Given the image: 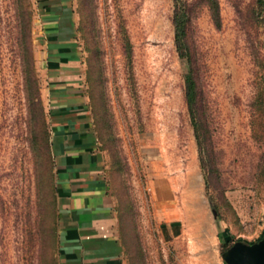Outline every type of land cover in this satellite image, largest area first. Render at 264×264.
<instances>
[{
  "label": "rangeland",
  "instance_id": "1",
  "mask_svg": "<svg viewBox=\"0 0 264 264\" xmlns=\"http://www.w3.org/2000/svg\"><path fill=\"white\" fill-rule=\"evenodd\" d=\"M219 3L220 27L191 25L199 143L173 0H0V264H65L57 160L81 141L123 264H228L264 238V8Z\"/></svg>",
  "mask_w": 264,
  "mask_h": 264
},
{
  "label": "crops",
  "instance_id": "2",
  "mask_svg": "<svg viewBox=\"0 0 264 264\" xmlns=\"http://www.w3.org/2000/svg\"><path fill=\"white\" fill-rule=\"evenodd\" d=\"M81 142L79 152H68L57 160L62 166L60 178H56L61 260L65 264H123L119 232L118 241L111 236L115 210L105 168L92 170L98 163L94 159L89 162ZM59 183L63 184L61 189ZM61 195L66 198L64 207Z\"/></svg>",
  "mask_w": 264,
  "mask_h": 264
},
{
  "label": "trees",
  "instance_id": "3",
  "mask_svg": "<svg viewBox=\"0 0 264 264\" xmlns=\"http://www.w3.org/2000/svg\"><path fill=\"white\" fill-rule=\"evenodd\" d=\"M258 6L264 8V0H256ZM173 24L175 27L176 46L181 58L187 60L188 72L186 73L185 96L190 111L192 124L195 128L196 138L201 143L199 129L201 121L199 119V68L197 52L191 41V25L195 19L196 11L202 8L207 9L213 23L221 26V12L219 0H173ZM25 24L30 26L32 17L29 14L24 17ZM30 33V32H29ZM264 88L258 94H263Z\"/></svg>",
  "mask_w": 264,
  "mask_h": 264
},
{
  "label": "water",
  "instance_id": "4",
  "mask_svg": "<svg viewBox=\"0 0 264 264\" xmlns=\"http://www.w3.org/2000/svg\"><path fill=\"white\" fill-rule=\"evenodd\" d=\"M223 257L228 264H264V238L253 245L238 242Z\"/></svg>",
  "mask_w": 264,
  "mask_h": 264
},
{
  "label": "flooded vegetation",
  "instance_id": "5",
  "mask_svg": "<svg viewBox=\"0 0 264 264\" xmlns=\"http://www.w3.org/2000/svg\"><path fill=\"white\" fill-rule=\"evenodd\" d=\"M233 246H234V245H232L230 248H228L227 251H229L231 248H233ZM227 251H226V252H227Z\"/></svg>",
  "mask_w": 264,
  "mask_h": 264
},
{
  "label": "bare ground",
  "instance_id": "6",
  "mask_svg": "<svg viewBox=\"0 0 264 264\" xmlns=\"http://www.w3.org/2000/svg\"><path fill=\"white\" fill-rule=\"evenodd\" d=\"M188 196H189V195H188ZM193 196H195V195L193 194ZM192 198H193V197H191V199H192ZM193 199H194V198H193ZM195 199H196V197H195ZM195 199H194V200H195Z\"/></svg>",
  "mask_w": 264,
  "mask_h": 264
}]
</instances>
